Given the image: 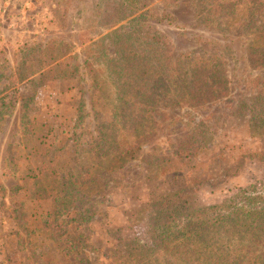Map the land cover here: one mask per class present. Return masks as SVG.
I'll return each instance as SVG.
<instances>
[{
	"label": "rangeland",
	"instance_id": "374dc122",
	"mask_svg": "<svg viewBox=\"0 0 264 264\" xmlns=\"http://www.w3.org/2000/svg\"><path fill=\"white\" fill-rule=\"evenodd\" d=\"M55 2L0 0V264H134L125 243H148L151 201L188 187L194 204L210 206L264 180V161L256 156L264 158L262 128L249 127L247 109H239L264 91V70L247 63V53L264 43V0L239 10L244 28L227 22L222 31L201 25L185 0L165 7L162 0H148L164 17L148 24L169 40L173 56L195 50L222 55L230 91L204 106L160 105L157 112L164 115L137 129L135 158L114 165L93 143L95 125L110 121L112 90H94L81 68V22L64 24ZM67 56L79 74L56 78L52 69L65 72L58 63ZM45 168L77 171L75 179L89 184L71 187L77 192L73 204L53 200L57 185ZM60 200L71 215L50 227L44 221L61 208ZM35 226L45 233L34 240L28 232Z\"/></svg>",
	"mask_w": 264,
	"mask_h": 264
},
{
	"label": "trees",
	"instance_id": "16d2710c",
	"mask_svg": "<svg viewBox=\"0 0 264 264\" xmlns=\"http://www.w3.org/2000/svg\"><path fill=\"white\" fill-rule=\"evenodd\" d=\"M179 1L161 3L165 7L167 2L176 5ZM185 1L201 25H215L222 31L227 22L244 28L247 23L237 20V14L255 0ZM55 3L64 24L73 18L81 22L77 27L81 68L93 81L94 90L99 93L112 90L111 123L95 125L93 143L100 149V157L111 159L113 165L135 158L141 146L137 129L148 118L164 115L157 112L160 105L204 106L229 95L230 80L222 55L195 50L174 57L169 40L148 24L149 19L164 18L148 0H56ZM104 26L109 30L105 34ZM261 48L247 53L249 67L264 70V43ZM72 59L67 56L59 61L66 67L65 72L52 69L56 78L67 80L78 76L79 67L70 64ZM30 77L21 80L29 78L32 82L34 78ZM239 109H247V124L255 130L262 128V134L258 135L264 138V91L257 92L249 103H241ZM130 131L134 133L132 136L127 135ZM31 153L34 155L35 151ZM256 156L264 161L261 154ZM48 169L45 168L49 171L47 179L57 185L53 200L56 197L73 204L77 195L73 191L89 184L83 178L80 188L71 192V187L80 182L75 179L77 171ZM90 174L87 171L84 177ZM29 178L37 181L38 175L31 174ZM192 192L184 187L148 204V243L138 239L125 243V251L133 257L134 264H264V180L238 189L233 196L210 206L194 204L189 198ZM51 197L47 195V199ZM62 200L61 208L44 221L50 222V227L61 225L71 215V210L63 208L66 203ZM43 233L45 229L35 226L28 235L35 240Z\"/></svg>",
	"mask_w": 264,
	"mask_h": 264
}]
</instances>
